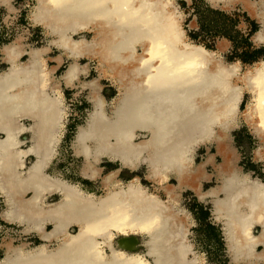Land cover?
<instances>
[{"label":"bare ground","instance_id":"bare-ground-1","mask_svg":"<svg viewBox=\"0 0 264 264\" xmlns=\"http://www.w3.org/2000/svg\"><path fill=\"white\" fill-rule=\"evenodd\" d=\"M36 1L31 17L53 37L58 64L73 59L65 83L88 58L117 91L109 101L98 80L85 83L93 109L73 143L84 159L83 176L100 178L104 158L134 176L124 181L118 169L107 173L97 194L47 173L67 118L56 68L45 58L51 49L6 46L0 58V67L9 66L0 70L2 216L42 243L9 246L0 264H209L189 239L190 212L180 204L185 188L211 204L232 264H264V181L243 171L229 141L241 119L259 138L256 156L264 163V57L246 69L225 63L218 51L190 38L175 0ZM207 1L225 10L240 3L260 24L253 42L264 44V0ZM79 33L91 38L76 39ZM211 144L221 162L212 155L199 161L200 148ZM143 168L166 199L142 183ZM213 178L217 184L206 189ZM53 195L59 199L50 203Z\"/></svg>","mask_w":264,"mask_h":264},{"label":"rangeland","instance_id":"rangeland-1","mask_svg":"<svg viewBox=\"0 0 264 264\" xmlns=\"http://www.w3.org/2000/svg\"><path fill=\"white\" fill-rule=\"evenodd\" d=\"M194 3H196L195 6ZM36 4V0H9L6 5L0 4V58H3V49L9 45L19 46L25 52L50 47L51 50L46 53L45 58L49 62L50 68H56L53 78L60 82V90L67 108V118L64 127L59 131V135H61L59 146L47 168V173L78 183L85 190L102 194L104 189L101 186V179L105 174L117 169L121 170L119 178L124 181L130 180L134 174L123 168L118 161H110L104 158L101 163L102 176L96 180L85 178L82 173L84 159L75 154L73 143L79 127L87 122L86 120H88L93 109L91 102H89L91 90L85 86V83L98 80L102 84V94L109 101L117 94L116 88L113 87L111 81L101 78L97 70V61L88 58L79 61L80 73L78 77L70 84L65 83L64 74L69 69L73 59L65 58L62 64H58L57 58L60 56V52L55 45H50L53 37L47 34L42 24L34 22L31 17ZM175 5L184 17L182 24L186 32L188 34L192 32L196 35V39L190 38L197 43H203L208 49L218 51L225 63L239 62L246 69L253 66L254 61L264 57V44L256 45L251 37L253 48L245 52L247 59L243 60L241 55L243 40L241 36L247 37L251 32L250 20L258 24V29L260 24L258 20L248 15L240 3L235 4L228 10L213 6L207 0H175ZM206 5L216 11L223 12L228 16V19L213 12H208ZM200 21L202 25L199 23ZM225 32L234 41L225 38ZM82 36L91 38V34L79 33V35H76V39ZM225 39L229 42H225ZM256 50L260 52L255 53ZM253 56L256 59H253ZM28 59L29 56L24 55L22 62L25 63ZM8 67L7 64L2 63L0 70H6ZM249 99L250 96L245 95L242 103L243 109H245ZM26 122L29 123V121ZM143 136V134L139 136L138 140L143 139ZM229 141L238 157V165L243 171L251 173L253 177H259L264 181V163L256 156V151L259 150L261 142L241 119L240 124L230 130ZM210 155L221 162L215 144L200 148L199 161H205ZM144 171L145 168L142 169V174H138L142 178H144ZM207 171L214 174L215 166L208 163ZM216 182L215 178L211 179V182L205 183V188L216 185ZM144 183L152 191L160 193L161 197L166 199L159 185H156L155 182L144 181ZM169 183L175 184V181L169 180ZM2 194L0 191V261L5 257L9 246L23 245L30 248L42 243V240L35 233L26 234L23 225L8 222L3 218L2 213L6 209V201ZM58 199V195H53L49 198V202H56ZM199 203L207 208V213L210 214L211 205L209 203L201 202L192 191L186 188L180 191V204L190 212L189 239L195 251L204 254L210 264H231L221 234V224L215 219H212L213 224H210L209 220L206 221V217L202 214L197 219L195 218L194 213H201L202 211Z\"/></svg>","mask_w":264,"mask_h":264},{"label":"trees","instance_id":"trees-1","mask_svg":"<svg viewBox=\"0 0 264 264\" xmlns=\"http://www.w3.org/2000/svg\"><path fill=\"white\" fill-rule=\"evenodd\" d=\"M195 5H196V3H194V6ZM206 7H207L206 9H207L208 12H213L215 14L221 15L222 17L228 19V16L226 14H224L223 12L216 11V10L212 9L211 7H209L208 5H206ZM199 23H201V25H202V22L201 21ZM250 26H251V32L247 35V37H244L243 35L241 36L242 37V40H243V43H242V45H243V49L242 50L243 51H242V54H241L242 57H243V60L247 59V57L245 55V52H247V50L253 48V43L251 41V37L258 30V24L255 21L250 20ZM189 36L192 37V38H194V39H196V35L194 33H192V32L189 34ZM224 36H225V38L229 39L230 41H234L233 38L229 34H227V32H225ZM259 52H260L259 50H256L255 51V53H259ZM253 59H256L255 56H253ZM250 60L251 61H254L252 59H250ZM199 205L201 206L202 209L205 208L200 203H199ZM209 212H211V209L209 210Z\"/></svg>","mask_w":264,"mask_h":264},{"label":"flooded vegetation","instance_id":"flooded-vegetation-1","mask_svg":"<svg viewBox=\"0 0 264 264\" xmlns=\"http://www.w3.org/2000/svg\"><path fill=\"white\" fill-rule=\"evenodd\" d=\"M120 172H121V170H119L118 176L120 175ZM139 174H142V172L139 173ZM140 178L142 179V183L145 184L144 183V181H146L145 178H142V177H140ZM207 212H208V209L207 208H204V209H202L201 213L195 212L194 213V216L197 219V217L201 216V214H202L203 216L206 217V221L209 220V223L210 224H213L212 223V217H211L213 214L211 215L212 212H210V214H208Z\"/></svg>","mask_w":264,"mask_h":264},{"label":"crops","instance_id":"crops-1","mask_svg":"<svg viewBox=\"0 0 264 264\" xmlns=\"http://www.w3.org/2000/svg\"><path fill=\"white\" fill-rule=\"evenodd\" d=\"M252 41H253V39H252ZM207 189V188H206ZM182 190V189H181ZM180 190V191H181ZM191 191V190H190ZM196 197L200 200V198L196 195ZM201 201V200H200ZM201 202H204V201H201ZM209 203L208 201H205V203ZM210 204V203H209ZM211 205V204H210ZM211 212H212V209H211ZM213 214V212L211 213V215ZM212 217V219H214V215H212L211 216ZM220 230H221V234H222V236H223V238H224V233H223V227L221 226V228H220ZM223 240H225V239H223ZM225 242V241H224ZM225 247H226V244H225ZM226 252H227V250H226ZM228 255V254H227ZM229 258V257H228ZM206 259V258H205ZM230 260V259H229ZM207 261V260H206ZM231 262V261H230ZM209 263V262H208ZM210 264V263H209ZM232 264V263H231Z\"/></svg>","mask_w":264,"mask_h":264}]
</instances>
